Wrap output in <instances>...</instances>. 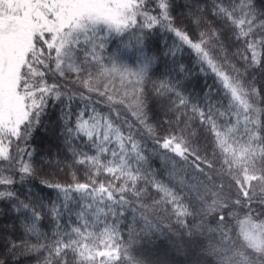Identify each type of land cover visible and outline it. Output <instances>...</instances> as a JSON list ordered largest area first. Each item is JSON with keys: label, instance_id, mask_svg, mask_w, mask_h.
Listing matches in <instances>:
<instances>
[{"label": "snow or ice", "instance_id": "snow-or-ice-1", "mask_svg": "<svg viewBox=\"0 0 264 264\" xmlns=\"http://www.w3.org/2000/svg\"><path fill=\"white\" fill-rule=\"evenodd\" d=\"M185 7L196 39L174 23L173 0H0V202L20 222L0 264L17 253L38 264H151L139 249L165 232L208 264H264V0ZM159 31L177 42L158 57L146 43ZM185 45L214 77L206 91L182 83ZM160 57L174 67L165 61L153 81ZM50 102L67 184L43 178L51 161L32 144ZM37 178L55 192L47 203L30 189L21 199L17 186Z\"/></svg>", "mask_w": 264, "mask_h": 264}, {"label": "trees", "instance_id": "trees-1", "mask_svg": "<svg viewBox=\"0 0 264 264\" xmlns=\"http://www.w3.org/2000/svg\"><path fill=\"white\" fill-rule=\"evenodd\" d=\"M210 2V0H209ZM206 0H173L174 8L172 15L175 17L174 23L176 26L188 31L193 39H196L200 29L196 28L191 23V12L193 9L185 7V5L205 6ZM259 4V0H257ZM176 41V38L171 33H165L159 31L155 33L153 38L146 43V51L151 55L159 57L161 50L165 49V45L172 46ZM120 47L118 42L110 45L112 50ZM129 64H134L136 56L132 53H126L122 57ZM176 60L183 64L189 71V75L182 80V83L189 90H195V92L206 91L207 86H214V77L208 73L203 74L198 71L199 65L196 60L195 53L189 49L186 45L180 52L177 53ZM165 61L169 68L174 67L172 58L160 57L158 62L153 65L152 75L153 81H158L162 73L166 71L164 64ZM159 69V71H157ZM175 75V73H173ZM258 86H264V78L258 77ZM152 84L149 82L147 88L151 90ZM59 107L50 102L48 116L45 117L44 123L47 126V131L41 129L37 130L34 134L32 144L37 150V159L40 155H43L46 160L51 163H45L43 165V178L50 182L67 184L71 182L70 170L64 167L67 160L66 154L62 149L61 141L58 138V116ZM164 118V113L153 103L151 105L150 119L154 124H159ZM158 131L163 132V128H158ZM149 146L152 142L148 141ZM59 164V166H58ZM159 161H154L153 168H158ZM77 175L81 181L85 180L83 172L77 171ZM166 177V174H165ZM38 179L28 182L26 181L23 186L18 185V189L21 191V199H24V192L31 190L36 195L45 198V203L48 199L55 197V192L51 189L42 188L39 186ZM16 213L11 212L8 205L4 202H0V258H4L6 254V245L10 239L18 238L20 234L19 221L16 219ZM43 231L49 232L51 230V224L47 218L42 221ZM165 253L172 256L170 260L163 257ZM192 253L191 259L188 258ZM139 255L146 258L151 264H176L175 261L183 260L185 264H208V258L203 257L200 254L199 248L195 245H183L177 246L172 238L165 232L163 236H160L152 244L144 245L139 249ZM39 257L36 255H30L28 253H17L16 258L10 261V264H38ZM173 259V260H172ZM175 259V260H174ZM179 262V261H177Z\"/></svg>", "mask_w": 264, "mask_h": 264}, {"label": "rangeland", "instance_id": "rangeland-1", "mask_svg": "<svg viewBox=\"0 0 264 264\" xmlns=\"http://www.w3.org/2000/svg\"><path fill=\"white\" fill-rule=\"evenodd\" d=\"M163 253V252H162ZM166 255H164V253L162 254V256L163 257H165V258H167V259H171V258H173L172 256H169V254H167V253H165ZM191 256H192V253L191 254H189V257L188 258H190L191 259ZM173 260V259H172ZM175 260V259H174ZM177 261H179V262H177ZM177 261H175V263L176 264H185V261H183V260H177Z\"/></svg>", "mask_w": 264, "mask_h": 264}]
</instances>
